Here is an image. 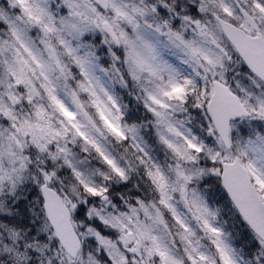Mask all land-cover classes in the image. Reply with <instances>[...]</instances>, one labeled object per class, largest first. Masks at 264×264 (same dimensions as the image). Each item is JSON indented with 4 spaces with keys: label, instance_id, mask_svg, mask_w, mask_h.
Masks as SVG:
<instances>
[{
    "label": "snow or ice",
    "instance_id": "6c2138e0",
    "mask_svg": "<svg viewBox=\"0 0 264 264\" xmlns=\"http://www.w3.org/2000/svg\"><path fill=\"white\" fill-rule=\"evenodd\" d=\"M0 264H264V0H0Z\"/></svg>",
    "mask_w": 264,
    "mask_h": 264
}]
</instances>
